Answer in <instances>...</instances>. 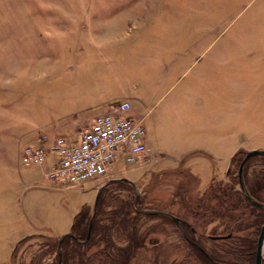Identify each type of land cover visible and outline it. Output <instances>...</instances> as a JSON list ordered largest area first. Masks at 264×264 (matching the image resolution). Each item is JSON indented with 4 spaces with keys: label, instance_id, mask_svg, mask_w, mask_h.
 Segmentation results:
<instances>
[{
    "label": "rangeland",
    "instance_id": "1",
    "mask_svg": "<svg viewBox=\"0 0 264 264\" xmlns=\"http://www.w3.org/2000/svg\"><path fill=\"white\" fill-rule=\"evenodd\" d=\"M72 94L127 97L152 156L72 188L46 178V164L25 166L27 137L77 111ZM250 150H264V0H0V264H123L120 249L127 264H209L199 238L212 264H255L261 224L232 180ZM242 180L264 205V156ZM222 190L239 208L219 205ZM84 205L86 237L62 238ZM113 211L127 212L132 242L122 225L110 246L91 232Z\"/></svg>",
    "mask_w": 264,
    "mask_h": 264
},
{
    "label": "built area",
    "instance_id": "2",
    "mask_svg": "<svg viewBox=\"0 0 264 264\" xmlns=\"http://www.w3.org/2000/svg\"><path fill=\"white\" fill-rule=\"evenodd\" d=\"M130 110L128 101L119 103L112 112L97 117L78 142L56 139L45 147L27 145L21 161L25 166H42L53 155L48 177L69 186L99 180L120 162L136 163L151 148L141 122L128 116Z\"/></svg>",
    "mask_w": 264,
    "mask_h": 264
},
{
    "label": "crops",
    "instance_id": "3",
    "mask_svg": "<svg viewBox=\"0 0 264 264\" xmlns=\"http://www.w3.org/2000/svg\"><path fill=\"white\" fill-rule=\"evenodd\" d=\"M90 32L92 33L91 30H90ZM50 100H51V96H50ZM54 100L57 101L58 98H56V96H55ZM67 100H69V101L71 100L72 103L80 102L81 106L78 108L77 111L73 110L70 113H67L66 115H64V114L61 115L58 113V111H56L53 114L56 116L55 120L53 122H50L52 125L50 123L48 125H44L43 127L38 125V127H42V128L37 127V131H35L33 134L31 133L27 137V139L32 140L33 143H35L32 146H47L50 144V142H53L56 139H64L70 143L78 142L80 140V138L82 137V135L85 132L89 131L94 120L97 117L104 115V114H107L106 111L108 109H112V108L116 107L119 103H121L123 101H128L130 103V101L127 97L123 98V100L118 102V103H114V102L112 103V100L106 99L104 94L99 95V97L98 96L94 97V96H90V95L79 96V95L72 94L71 96L67 97ZM56 101L54 103H57ZM130 105H131V103H130ZM96 109L97 110L101 109L102 113L97 114V112H95ZM58 110H59V108H58ZM51 112L53 113V111H51ZM130 116H132V118L140 121L142 124L143 116H139L134 111V109L132 108V105H131V110H130ZM44 127H45V129H43ZM146 142L148 144L147 140H146ZM149 147H150V145H149ZM198 153L201 156H209V154H207L206 152H198ZM151 156H152V149H151L149 157H151ZM53 160H54V156L51 155L50 160H49V164L48 165L46 164V166H45L44 176L46 178H49L47 175V170L49 169L50 164H51V162H53ZM231 160H232V158H231ZM230 165H231V162H230ZM50 180H52V179H50ZM92 182H94V181H92ZM54 184L59 185V186L65 185L63 183H62L63 185H61V183L59 181H54ZM64 187L72 188V187H77V186L66 185ZM100 188H102V187H100ZM98 191L99 190H97V192ZM95 201H96V199H95ZM94 204H95V202H94ZM84 206H87V205H84ZM87 207H89V206H87Z\"/></svg>",
    "mask_w": 264,
    "mask_h": 264
},
{
    "label": "trees",
    "instance_id": "4",
    "mask_svg": "<svg viewBox=\"0 0 264 264\" xmlns=\"http://www.w3.org/2000/svg\"><path fill=\"white\" fill-rule=\"evenodd\" d=\"M239 154H235L233 157H232V160H231V165H232V163L234 162V160H235V158L238 156ZM242 159V158H241ZM241 159H239V161H238V166L237 167H239V164H241L240 162H241ZM231 172H229L228 171V175L230 174ZM231 176H232V174H231ZM234 176V178H232V180L236 183V184H238V181H239V179H238V168H237V171L235 172V174L233 175ZM242 182H243V180H242ZM232 188V187H231ZM237 193H238V195H240V197L246 202V206H248V207H250V211H249V213L252 215V216H254V225L257 227L258 226V224H262L263 222H264V210L263 209H260V208H257V207H255V206H253L251 203H250V201H247V199H246V197L244 196V194H243V191L242 190H238V191H236ZM237 193H233L232 194V192H230L229 191V193L228 192H226L225 190H222V196L224 197V200L222 201V202H220V206H223V205H226L227 204V201L229 200V198H236L237 197ZM239 202H241L240 201V198L239 199H237L236 198V202H234V201H232L231 203H229V206H230V208H232L233 210L234 209H237V208H239ZM85 210H86V212H85ZM87 210H89V207H87V206H84V207H82V209H81V211L76 215V217H75V219H74V222H75V220L77 219V221H76V223H74L73 222V225H72V227H71V233L72 234H74V233H76L77 234V237H79V238H82V240H84V238L86 237V233H87V228H88V215H89V212L87 211ZM121 210V209H120ZM124 211V210H123ZM120 212L121 211H113L112 213H111V215H110V219H109V221H110V225H106V226H101V225H98L97 227H96V224H92V228H91V232H95V230L97 231V232H99L100 233V238L102 237V239L105 241V242H107V245H112V242H109V234H110V232H111V230L114 228V227H117V228H121V225L123 226L122 228H124L125 230V235L126 236H128V239L132 242L133 241V238H132V236L134 235V229H132L133 227H132V225H131V220H130V218H127V220H124V217H126V214H127V212L126 213H122L121 215H120ZM256 212V213H255ZM128 215H129V213H128ZM116 218H118L117 219V221L115 220ZM130 220V221H129ZM79 222V223H78ZM260 222V223H259ZM93 235H92V233H91V236H90V238H89V240H88V242L86 243V245L88 244V243H91V240L93 239ZM133 237H136V236H133ZM62 238H65V239H68V238H70V235H65L64 237H62ZM65 239H63V240H65ZM136 242V244L137 245H141L140 243H142V241L140 240V239H137L136 238V240H135ZM65 245H67V243L66 244H64V247H65ZM68 246V245H67ZM72 246H74V247H81V246H79L77 243H73V245ZM243 246H245V252L247 253V255H250V257H249V263H251V261L253 260V253H254V246H253V243H251L250 241H248V240H244V242H243ZM78 248V249H79ZM66 250H67V248H66ZM118 254H116L115 255V257L117 256V258L123 263V264H127V259H128V254H127V251H126V249H120V250H117L116 251ZM238 253V251H233V253L232 254H234V253ZM252 264V263H251Z\"/></svg>",
    "mask_w": 264,
    "mask_h": 264
},
{
    "label": "flooded vegetation",
    "instance_id": "5",
    "mask_svg": "<svg viewBox=\"0 0 264 264\" xmlns=\"http://www.w3.org/2000/svg\"><path fill=\"white\" fill-rule=\"evenodd\" d=\"M244 157H245V154H244V156L242 157V159H241V161L244 159ZM249 160V159H248ZM247 160V161H248ZM241 163V162H240ZM247 163V162H246ZM246 163H245V165H244V167H243V170H242V177H243V171H244V168H245V166H246ZM239 166H240V164H239ZM238 169H239V167H238ZM228 173V172H227ZM238 185H239V181H238ZM245 186V185H244ZM243 186V187H244ZM239 187H240V185H239ZM241 189V188H240ZM242 190V189H241ZM243 191V190H242ZM243 194H244V196L246 197V199H247V201H250V203L253 205V206H255V207H257V208H260V209H264V205H262V202L261 201H259L258 199H256L255 197H253V196H251L250 194V192H247L246 191V189H245V187H244V191H243ZM252 201L254 202V203H252ZM175 222V221H174ZM176 223V222H175ZM179 224H181L180 223V219H178V223H176V225H177V228H178V230H179V232H180V235L182 236V238L184 239V237H185V230H184V228L182 227V228H179L180 227V225ZM264 224V222L261 224V226ZM261 226H260V228H261ZM193 232H194V234H195V231H194V229H193ZM259 232H260V229H259ZM66 235H72V233H71V231H70V233H68V234H66ZM231 235V233H226L225 235L223 234V235H220V234H218V235H208L207 237V240H209L210 242L211 241H223V240H227V239H229V236ZM258 235H259V233H258ZM258 237V236H257ZM189 240V239H188ZM200 241H202V239L201 238H199V239H196V240H194V241H192L191 240V244H192V247L196 250V251H199V252H201L202 253V255H203V257L205 258V259H207L208 260V262H209V264H212V259H211V257L209 256V254L207 253V250H206V248H204L203 247V245L200 243ZM257 242V241H256ZM256 247H257V243H256ZM255 252H256V249H255Z\"/></svg>",
    "mask_w": 264,
    "mask_h": 264
},
{
    "label": "water",
    "instance_id": "6",
    "mask_svg": "<svg viewBox=\"0 0 264 264\" xmlns=\"http://www.w3.org/2000/svg\"><path fill=\"white\" fill-rule=\"evenodd\" d=\"M252 156H264V150H250L245 153L244 159L241 161V164L238 169V179H239V185L240 188L244 191L243 182H242V170L247 162V160ZM115 181H118L116 179ZM101 188L98 191L97 197L99 196ZM96 197V201H97ZM95 201V203H96ZM252 203H254L252 201ZM263 243H264V224L260 228V232L257 239V247H256V254H255V264H262V251H263Z\"/></svg>",
    "mask_w": 264,
    "mask_h": 264
}]
</instances>
